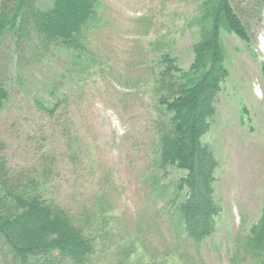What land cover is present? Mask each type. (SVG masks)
<instances>
[{
    "label": "rangeland",
    "instance_id": "obj_1",
    "mask_svg": "<svg viewBox=\"0 0 264 264\" xmlns=\"http://www.w3.org/2000/svg\"><path fill=\"white\" fill-rule=\"evenodd\" d=\"M203 1L94 0L97 20L80 53L51 46L37 58L33 41L0 38L9 95L0 157L17 172L39 173L52 160L43 194L88 217L90 264H261L243 246L264 203V7L243 15L252 0H230L248 41L220 35L228 76L202 138L216 161L221 209L210 237L196 244L185 236L174 193L186 173L156 164L153 122L166 119L155 93L161 56L187 71ZM57 102L53 117L41 110Z\"/></svg>",
    "mask_w": 264,
    "mask_h": 264
},
{
    "label": "trees",
    "instance_id": "obj_2",
    "mask_svg": "<svg viewBox=\"0 0 264 264\" xmlns=\"http://www.w3.org/2000/svg\"><path fill=\"white\" fill-rule=\"evenodd\" d=\"M94 4V0H54L49 9L41 10L38 0H0V38L11 36L29 47L33 41L37 58L49 53L51 46L80 53L85 50L88 27L97 20ZM263 7L264 0H252L241 14ZM195 25L199 39L192 46L187 71L179 69L169 55L161 56L155 93L166 119L160 117L153 124L157 168L186 173L177 182L174 203L180 201L176 208L182 231L198 244L214 233L221 212L214 200L216 161L202 143L216 114V96L228 76L220 35L234 34L242 41L249 36L230 0L203 1ZM8 96L0 82V111ZM59 107L57 102L52 109L41 110L53 117ZM44 162L39 173L35 169L17 172L0 157V264H90L95 245L85 235L88 217L73 215L44 196L43 179L51 172L52 160ZM243 247L264 264V203Z\"/></svg>",
    "mask_w": 264,
    "mask_h": 264
}]
</instances>
